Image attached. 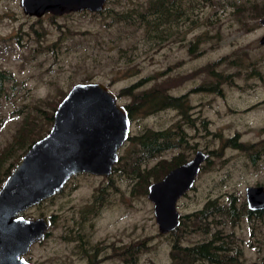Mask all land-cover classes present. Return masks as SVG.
I'll use <instances>...</instances> for the list:
<instances>
[{
	"label": "rangeland",
	"instance_id": "374dc122",
	"mask_svg": "<svg viewBox=\"0 0 264 264\" xmlns=\"http://www.w3.org/2000/svg\"><path fill=\"white\" fill-rule=\"evenodd\" d=\"M263 16L264 0H105L99 12L40 17L0 0V180L48 131L49 106L72 84L129 88L122 105L157 89L128 113L108 176L72 175L23 212L53 216L28 262L264 264V214L247 216L244 199L246 186L264 187ZM228 138L236 146L223 147ZM196 150L209 153L176 202L179 225L160 233L147 186ZM210 202L220 209L204 210ZM212 238L223 243L216 262L188 250Z\"/></svg>",
	"mask_w": 264,
	"mask_h": 264
},
{
	"label": "water",
	"instance_id": "95a60500",
	"mask_svg": "<svg viewBox=\"0 0 264 264\" xmlns=\"http://www.w3.org/2000/svg\"><path fill=\"white\" fill-rule=\"evenodd\" d=\"M105 0H18L25 15L102 10ZM264 26V16L258 20ZM264 44V34L258 40ZM129 131L128 112L116 94L99 82L70 86L52 112L48 131L34 140L0 184V264H31L24 258L51 224L49 217L27 218L23 212L53 196L75 174L106 177ZM208 152L196 150L147 186L146 197L160 233L174 231L180 222L177 200L193 185ZM248 210H264V187L244 188ZM250 264H258L251 262Z\"/></svg>",
	"mask_w": 264,
	"mask_h": 264
},
{
	"label": "trees",
	"instance_id": "16d2710c",
	"mask_svg": "<svg viewBox=\"0 0 264 264\" xmlns=\"http://www.w3.org/2000/svg\"><path fill=\"white\" fill-rule=\"evenodd\" d=\"M122 20H127L128 17L127 16H122L121 17ZM108 87V85H105ZM129 88H124V89H121L117 95V97L121 94H123L125 91H127ZM156 92H157V89H152V90H149L147 92H143L141 93L140 95V99L139 101L137 102H130L128 104H125L124 107L126 108L127 112L129 113L130 110L134 109V108H144V107H148L149 104L152 103L153 101V98L155 97L156 95ZM64 96V93L61 92V95L60 97L62 98ZM58 99V101L61 100ZM56 104H57V101H54V103L52 105H50V109H51V113L46 115V120H47V124H50L51 121H52V112L53 110L55 109L56 107ZM30 130L31 128L29 127V125H25L22 127L21 131L19 132V139L23 140V139H28L29 135H30ZM43 136V135H41ZM41 136L39 137H36V138H32L29 143H28V146L36 139L40 138ZM233 147V146H236L235 144V139L234 138H228L226 139L224 142H223V147ZM209 153V152H208ZM186 159H182V158H178L177 160H175L174 164L172 167L184 162ZM171 167V168H172ZM170 168V169H171ZM168 171V170H167ZM166 171V172H167ZM165 172V173H166ZM164 173V174H165ZM163 174V175H164ZM162 175V176H163ZM161 176V177H162ZM160 177V178H161ZM159 178V179H160ZM2 180H0V184H1ZM209 207H213V208H217V209H220L218 206H215V204L213 202H210L209 204L207 205H204L203 209H207ZM229 210L231 212V214H235V209H234V204H233V199H232V203H229ZM246 213H247V216H257V215H261V214H264V210H260V211H250L248 210L247 208L245 209ZM203 213V212H202ZM50 219L53 221V216L50 217ZM216 238H212L211 240H208L206 242H202V243H198L192 247H190L188 250L196 257H199V258H202V259H206L208 261H211V262H216L218 260V257L216 255V253L218 252L219 249L222 248V245L223 243L221 241L217 242L218 239ZM217 242V243H216Z\"/></svg>",
	"mask_w": 264,
	"mask_h": 264
}]
</instances>
